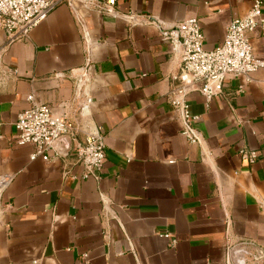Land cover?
<instances>
[{
	"label": "crops",
	"instance_id": "0c3cea01",
	"mask_svg": "<svg viewBox=\"0 0 264 264\" xmlns=\"http://www.w3.org/2000/svg\"><path fill=\"white\" fill-rule=\"evenodd\" d=\"M51 1L27 38L0 31V264H264V66L209 101L187 95L190 142L169 103L179 59L159 34L195 16L212 49L252 0H115L111 14ZM250 42L264 61V27ZM33 103L74 129L48 160L14 141ZM98 130L105 160L84 179L75 149Z\"/></svg>",
	"mask_w": 264,
	"mask_h": 264
},
{
	"label": "built area",
	"instance_id": "2783aa9c",
	"mask_svg": "<svg viewBox=\"0 0 264 264\" xmlns=\"http://www.w3.org/2000/svg\"><path fill=\"white\" fill-rule=\"evenodd\" d=\"M84 1L106 13H114L115 0ZM262 3L263 0H252L245 15L231 19L223 40L212 49L204 48L203 33L195 16L174 22L168 27H160V36L168 42L171 51L179 59V70L174 76L178 84L169 92V103L178 114L181 134L190 142L198 143L200 134L194 125L197 116L189 111L187 95L197 90L209 101L212 96L222 91L227 77L246 76L264 66V61L254 54L250 42V33L257 27H264ZM53 5L51 0H0V31L7 32L9 42L27 38L31 29L46 18ZM81 76L77 80L78 85L86 80L87 72L84 71ZM27 99L31 100L32 95H28ZM89 102L90 98L86 96L85 103ZM86 104L83 108L87 107ZM15 128V143L32 144L35 152L31 158L40 155L44 160H48L47 151L55 141L74 133L73 127L64 116L55 114L50 106L42 103H33L21 111ZM103 138L101 130L95 131L86 136L83 146L75 149L84 166V179L97 178L103 167ZM241 155L250 162L256 157L254 150H241ZM4 180H0V184ZM163 236L169 238L170 234L164 233ZM175 242V239H171L170 244L174 245ZM82 258L86 261L88 254L83 253Z\"/></svg>",
	"mask_w": 264,
	"mask_h": 264
}]
</instances>
